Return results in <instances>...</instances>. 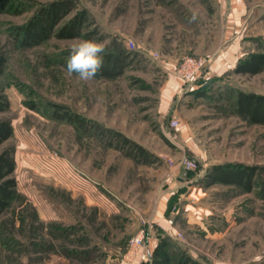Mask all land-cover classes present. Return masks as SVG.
<instances>
[{
	"label": "rangeland",
	"instance_id": "rangeland-1",
	"mask_svg": "<svg viewBox=\"0 0 264 264\" xmlns=\"http://www.w3.org/2000/svg\"><path fill=\"white\" fill-rule=\"evenodd\" d=\"M51 1L11 0L14 6L0 13V58L6 59L0 103H8L0 121L13 126L0 154L14 151L17 180L0 221V264H136L145 247L133 254L130 240L144 228L158 244L167 240L168 264H179L182 255L202 264L264 262V177L251 191L207 181L217 165L264 167V125L234 108L237 90L264 94V70L210 67L230 53L238 64L264 51V0H75L65 21L86 10L83 36L21 47L15 27ZM88 32L108 40L106 49L130 52L122 75L88 82L67 75L71 45L89 39ZM187 56L210 62L203 73L207 92L177 91L172 106L181 123L171 128L166 84L172 76L182 81L177 69ZM57 111L81 115L87 128L56 118ZM102 128L145 147L149 161L127 155ZM184 156L199 168L187 171ZM176 175L185 179L183 196L166 199L163 191L179 185ZM157 210L178 233L162 230L160 219L153 220ZM227 219L232 228L215 235ZM155 248L142 264H153Z\"/></svg>",
	"mask_w": 264,
	"mask_h": 264
},
{
	"label": "trees",
	"instance_id": "trees-1",
	"mask_svg": "<svg viewBox=\"0 0 264 264\" xmlns=\"http://www.w3.org/2000/svg\"><path fill=\"white\" fill-rule=\"evenodd\" d=\"M14 5L11 0H0V13L6 12ZM76 8L75 0H54L42 4L33 16L24 24L15 27V41L24 48H31L42 44L52 36L57 38L81 37L88 23L86 10L74 14L65 21ZM17 13L21 12L16 11ZM91 38V33L86 35ZM131 54L125 48L106 49L104 53V67L96 78H116L122 75L128 64ZM6 59L0 58V75L4 71ZM235 72L239 74L256 75L264 70V51L253 52L242 58L235 67ZM208 84V83H207ZM206 84L203 89L194 90L199 96L204 95ZM234 97L235 112L242 118L255 124L264 125V94L257 92H247L237 90ZM8 106V103H0V110ZM59 107V106H58ZM56 118L66 120L69 123H79L87 128L86 121L78 114L69 111L60 113L57 111ZM101 134L113 133L111 129H100ZM13 134V126L10 121H0V144L5 142ZM118 141L117 147L127 155L146 162L149 161L148 150L140 144L113 133ZM114 141V140H113ZM111 143H114V142ZM121 143V144H120ZM16 160L14 151L7 149L0 154V221L4 212L9 208L17 188V180L14 177ZM264 177V167L249 166L242 164H226L215 166L207 175L209 185L221 183L226 185H237L246 191H251L257 183V178ZM170 254L168 252V242L163 239L156 246L153 255V264H168ZM179 264H202L190 256L182 255ZM261 264H264L262 262Z\"/></svg>",
	"mask_w": 264,
	"mask_h": 264
},
{
	"label": "crops",
	"instance_id": "crops-1",
	"mask_svg": "<svg viewBox=\"0 0 264 264\" xmlns=\"http://www.w3.org/2000/svg\"><path fill=\"white\" fill-rule=\"evenodd\" d=\"M236 57H237L236 55L235 56L234 55L231 56V53H230L229 54V58H227L225 62L224 61L221 62L220 58H219V60L216 59L215 62H212L210 64V67H213L214 66L215 72H217V70L219 68H225V70L228 69V68H235L237 64H236V60H234V59ZM238 58L239 57H237L236 59H238ZM219 62H221V63H219ZM207 77H208V75L199 78L194 83L193 88L190 89V90H188V91H186V94H191V95L194 94L195 95L196 93L194 92V90H197V89L203 87L205 84H207V82H208V79H206ZM176 78L177 77L172 76V79H170L169 82L166 84V97L168 99V100H166V104H167L166 110H167L168 113L171 114L170 115L171 116L170 121L173 118H175V116H178L179 113H180L179 112V109L176 107V105L175 106H172L173 105L172 99L175 98V95H176L178 89L182 85V81H180L178 78L177 79ZM179 122L181 123L180 120H179ZM176 180H177V183H179V185H175L174 187H171L170 186L169 188H167L166 190H164L163 191V194H162V196L164 198L168 199V197L170 196L171 193H173V194L178 193L179 195L182 194L181 196H183V192L182 191L184 189V186L186 185L185 179L183 177L179 176V175L178 176L176 175ZM194 193L195 192H193V194ZM193 194H191V195H193ZM189 212H190V209H188V206H185L183 213L185 215H188L189 216V214H190ZM159 213H160V217H159ZM157 217L160 219L159 224H160L162 230H164L165 232H168V233L171 232L172 234L178 233V229H177L176 225L173 224L172 222H170V220H168L166 218L164 211L163 212H161V211L158 212V210H157V212L153 216V220H155ZM188 222H191L190 219L188 220ZM226 222H228V227L227 228H224V232H222V231L219 232V231H216L215 230V232H214L215 235L218 234V233H219V236L220 235H223L224 233L228 232L232 228V223H231L230 219H227ZM154 236H155V234L154 235H151V237L149 238V240L147 242V245L145 246L144 253L146 254L145 255L146 257H144L142 259V261H139L136 264H142V262H145V261H148V260H152V251H153L154 247H156L157 244H158V237H156V236L154 237Z\"/></svg>",
	"mask_w": 264,
	"mask_h": 264
},
{
	"label": "built area",
	"instance_id": "built-area-1",
	"mask_svg": "<svg viewBox=\"0 0 264 264\" xmlns=\"http://www.w3.org/2000/svg\"><path fill=\"white\" fill-rule=\"evenodd\" d=\"M128 46L134 48L135 42L130 39L128 41ZM210 62L202 57H194V56H187L185 57L182 62L180 63L177 73L182 80V85L178 90V94H183L186 91L193 88L194 83L201 77H203V73L208 72ZM180 122L177 118H173L170 121L171 128H177ZM187 171L196 170L199 168V163L195 158L184 156L182 159V163ZM180 237L183 236L182 233L178 234ZM150 238V232L147 229H142L139 234L132 237L130 240V247L133 254H138L139 249H144L147 245V242ZM145 254V253H144ZM146 255V254H145ZM145 255L143 257H145Z\"/></svg>",
	"mask_w": 264,
	"mask_h": 264
},
{
	"label": "clouds",
	"instance_id": "clouds-1",
	"mask_svg": "<svg viewBox=\"0 0 264 264\" xmlns=\"http://www.w3.org/2000/svg\"><path fill=\"white\" fill-rule=\"evenodd\" d=\"M108 44V40L77 39L71 45L66 60L67 75L76 74L81 81H91L104 67V53Z\"/></svg>",
	"mask_w": 264,
	"mask_h": 264
}]
</instances>
